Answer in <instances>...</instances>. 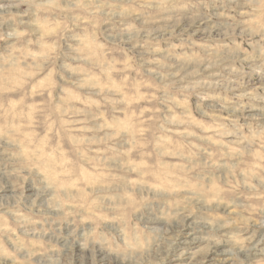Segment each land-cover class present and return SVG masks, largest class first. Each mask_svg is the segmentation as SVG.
<instances>
[{
    "label": "rangeland",
    "instance_id": "374dc122",
    "mask_svg": "<svg viewBox=\"0 0 264 264\" xmlns=\"http://www.w3.org/2000/svg\"><path fill=\"white\" fill-rule=\"evenodd\" d=\"M88 2L0 8V264H264V21Z\"/></svg>",
    "mask_w": 264,
    "mask_h": 264
},
{
    "label": "clouds",
    "instance_id": "9594fccd",
    "mask_svg": "<svg viewBox=\"0 0 264 264\" xmlns=\"http://www.w3.org/2000/svg\"><path fill=\"white\" fill-rule=\"evenodd\" d=\"M26 3L31 6V0H16V2L12 5H0V8L10 11L12 7L19 8L20 5ZM246 3L248 7L252 9V14H256L258 19L264 21V0H246ZM77 6L85 8L93 15L101 14L105 9L111 8L108 0H99V2H97V0H89L87 4ZM168 6L171 5L166 4L164 0H142V2L138 5V7L147 13L149 17H151L155 12H158L162 8ZM261 39H264V35H262ZM259 58L264 60V49L260 51Z\"/></svg>",
    "mask_w": 264,
    "mask_h": 264
},
{
    "label": "bare ground",
    "instance_id": "6f19581e",
    "mask_svg": "<svg viewBox=\"0 0 264 264\" xmlns=\"http://www.w3.org/2000/svg\"><path fill=\"white\" fill-rule=\"evenodd\" d=\"M194 23H196V22H194ZM202 23V22H201ZM46 195V194H45ZM26 200V199H25ZM29 200V199H28ZM191 239V238H190ZM63 240V239H62ZM62 242V241H61ZM77 244V243H76ZM80 249V248H79ZM181 253V252H180ZM77 255V254H76Z\"/></svg>",
    "mask_w": 264,
    "mask_h": 264
}]
</instances>
